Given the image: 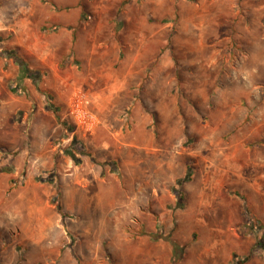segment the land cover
Segmentation results:
<instances>
[{
  "label": "rangeland",
  "instance_id": "1",
  "mask_svg": "<svg viewBox=\"0 0 264 264\" xmlns=\"http://www.w3.org/2000/svg\"><path fill=\"white\" fill-rule=\"evenodd\" d=\"M54 2L0 0V83L33 84L60 130L17 114L0 139V185L57 218L5 237L0 264H264V0H64L37 42L62 87L53 67L22 85L16 21Z\"/></svg>",
  "mask_w": 264,
  "mask_h": 264
},
{
  "label": "crops",
  "instance_id": "2",
  "mask_svg": "<svg viewBox=\"0 0 264 264\" xmlns=\"http://www.w3.org/2000/svg\"><path fill=\"white\" fill-rule=\"evenodd\" d=\"M33 2V7L31 9L32 12L40 11L43 8V5L40 4V0H31ZM54 4L52 8H54V12H49L47 18L44 21L40 22L39 20H31L30 18L26 20H17L16 26L13 29L15 34L14 44L17 46V49L20 48L25 49L27 51V57H23L24 61L27 63V68L30 70L39 69L41 70L42 75H46L47 71L53 67V65L48 60L47 53L51 52V49L47 52V49H39L37 42L40 40L43 41L42 38L44 36L40 33V24L47 23L53 27L63 26L65 24L64 18L60 15L58 20H56L53 15H55V11L61 10V2L64 0H54ZM30 10V9H29ZM30 11V13H32ZM126 21L128 24H131V21L134 20V17L130 15L131 12H138L137 20H145V16L147 12H150V9L141 8L136 9L135 6H129L127 9ZM151 12L154 15H162V7H154L151 8ZM36 16V15H34ZM60 35L52 36V40L59 41ZM51 48V47H49ZM43 52V53H41ZM21 55L23 56L22 52ZM254 57V55H252ZM55 75L58 80V87H51L52 90L60 89L62 87L63 75L59 73L58 67H53ZM133 72L129 70L130 78L128 82L132 81ZM16 74V73H14ZM20 83L23 85L31 83L30 79H26L24 76L20 77L16 74ZM3 81V80H2ZM30 86V85H29ZM32 89L28 92V96H18L14 91L11 92V89L5 85L4 83H0V139L6 138V130H8L7 125L9 124L10 119L14 117V115H24V119L29 121V125L31 126V131L34 132L35 135H41L47 139L49 142L52 139L53 135L59 134L60 130L55 126V122L52 118L48 117L46 121L42 120V104L38 102L37 97L40 96L36 87L32 84L30 86ZM39 95V96H38ZM86 126H82L83 130H87L90 128V124L87 123ZM34 135V136H35ZM34 138L33 144L38 145V141ZM11 148L17 147L16 142L8 143ZM2 145H7L6 143H2ZM1 145V146H2ZM35 148V147H34ZM45 149H43L44 151ZM13 186L3 184L0 185V204L4 201V209L0 210V248L4 247L8 241L5 240V237H10L9 241L11 243V239L19 233V230H22L25 233L26 229H31L33 234L48 236L51 234V229L56 228L57 218L53 216L42 218L39 206L34 204L31 208L27 206V203L22 199L20 200V196L17 191H14ZM8 189L11 192L9 196L6 194ZM35 194V193H34ZM40 197L34 195L33 200H39ZM48 204V202H47ZM37 205V206H36ZM50 208V207H49ZM51 211V209H50ZM56 215V214H55ZM54 217V218H53ZM228 228V227H227ZM57 229V228H56ZM224 231V229H221ZM45 231H47L45 233ZM33 246L38 245V241H32ZM41 244L38 246L43 245ZM46 245H49V240H46ZM44 244V246H45Z\"/></svg>",
  "mask_w": 264,
  "mask_h": 264
},
{
  "label": "trees",
  "instance_id": "3",
  "mask_svg": "<svg viewBox=\"0 0 264 264\" xmlns=\"http://www.w3.org/2000/svg\"><path fill=\"white\" fill-rule=\"evenodd\" d=\"M15 60H16V62L19 64V66L21 67V70H23L22 72L24 73V77L25 78H29V79H31V72L29 71V69L26 67V65L22 62V61H20L19 59H16L15 58ZM14 92H16V91H14ZM79 164V162L77 161L76 162V164ZM77 164V165H78ZM179 185H182V182L181 181H179V183H178ZM58 210H59V212H60V214H61V208L60 207H58Z\"/></svg>",
  "mask_w": 264,
  "mask_h": 264
}]
</instances>
